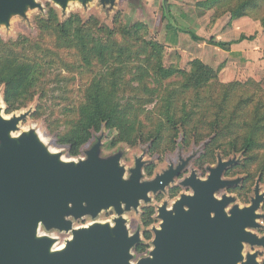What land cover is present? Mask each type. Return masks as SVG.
Here are the masks:
<instances>
[{
	"label": "rangeland",
	"instance_id": "obj_1",
	"mask_svg": "<svg viewBox=\"0 0 264 264\" xmlns=\"http://www.w3.org/2000/svg\"><path fill=\"white\" fill-rule=\"evenodd\" d=\"M35 1L42 6V9L28 7L23 14L11 15L9 24H0V41L6 44L23 39L37 42L40 40L39 19H47L51 9L57 12L60 21H65L73 15L79 16L84 22L95 18L110 30H115L117 19L125 28L142 23L148 28L145 39L155 41L164 47L165 68L190 72L193 62L197 60L210 67L217 78L212 88L201 91L200 99L194 90L189 92L181 90V83L185 81L183 75L178 74L172 80L160 83L159 87L152 78L146 81H150L151 85L146 86L136 80L134 70L132 75L127 72L126 78L134 80L120 90L118 100L123 108L133 111V114L128 113V118L138 119L140 123L137 132L133 134V141H121L118 129L111 130L104 126L100 132H92L90 141L79 149L77 155H73L72 145L63 144L60 137L65 135L77 120L78 113L75 108L83 100L84 92L88 89L98 68L95 67L93 70L80 68V63L73 52L62 51L61 57L72 63L74 68L68 71L58 70L63 66L56 65L50 69L49 74L43 79L45 80L43 97L41 90L25 107L9 112V107L3 98V89L0 88V110L3 116L6 119L26 116L19 123L18 129L12 133L13 138L19 139L29 133L40 135L51 154H58L62 161L76 163L85 159L87 152L97 140L103 138L101 157L108 158L121 153L119 164L125 170L124 180L130 178L131 170L135 168L136 160L140 158L144 163L143 182L152 181L171 168L186 163L182 177L171 186L178 185L193 173L197 178L206 180L209 175L208 169L215 167L219 159H235L237 166L234 167L231 178L247 179L253 174L255 178L250 199L254 198L255 185L259 179L260 191L264 194V176L259 170L260 165L264 163V149L256 148L254 154L258 156V161L246 167L245 163L249 156L243 146L253 125L260 122L258 117H262L254 115L259 103L262 107L258 113L264 114V26L262 24L264 8L257 14L233 19L230 13L217 17L215 10L206 11L198 8L197 0H139L137 4H132L131 0H116L113 6L110 3L102 4L101 0H92L85 6L72 0L66 9L51 0ZM169 23L173 27L172 30L168 27ZM182 29L192 31L202 40L195 41ZM243 35L255 36V39L233 45L229 51H223L210 44L212 40L236 41ZM47 46L54 49L53 41L50 40ZM26 53L29 57L36 56L29 51ZM58 74H61V77L55 78ZM150 74L154 76L152 72ZM171 81L177 84L169 87ZM231 83L245 86L235 89L236 98L242 97L244 101L247 99L251 101L245 102L243 109H235L237 105L235 100L228 111L225 109L224 114L218 106L212 105L213 101L210 100L208 102L212 106L207 111L203 97L207 98L208 91L214 92L218 103V98L222 96L221 92L224 90L222 85ZM175 89L176 91L172 92ZM168 105L169 114H167ZM202 112L206 114L203 115ZM233 112H240L239 116H233L231 114ZM260 123L264 124V121ZM235 144L238 150H235ZM201 157H205L204 168H201L204 165L201 167L197 165ZM167 193L168 190L164 193V199L160 201H156L155 196L150 195L151 203L141 202L138 209H132L122 215L126 219L129 234L133 236L138 233L141 238L140 247L143 249H136L138 244L132 250L134 264L150 257L154 249V230L160 227L159 220L145 227L143 210L149 205L162 206L164 200L171 207L174 202L166 199ZM182 194L190 196L193 195V191L185 187ZM228 195L236 197V203L240 207L247 206L241 200V196L239 198L237 194ZM260 213L264 215V203ZM118 217L113 210H107L96 218L84 217L76 221L73 228L90 227L96 223L110 224L114 227L115 219ZM40 232L41 235L46 233L44 227H41ZM257 233L264 236V228ZM49 234L56 238L54 249L66 246L73 238L72 232L51 230ZM246 251L247 253L257 251L259 260H264V248H247Z\"/></svg>",
	"mask_w": 264,
	"mask_h": 264
},
{
	"label": "water",
	"instance_id": "obj_2",
	"mask_svg": "<svg viewBox=\"0 0 264 264\" xmlns=\"http://www.w3.org/2000/svg\"><path fill=\"white\" fill-rule=\"evenodd\" d=\"M66 9L72 0H51ZM84 6L92 0H73ZM139 0H131L137 4ZM102 4L116 0H101ZM41 8L35 0H0V24L28 8ZM26 116L5 119L0 110V264H134L132 250L141 242L128 232L125 211L149 202L186 167L171 168L152 181H142L143 159L136 160L128 180L120 167L121 153L102 158V139L79 162L62 161L51 154L38 136L29 133L19 139L11 134ZM235 159H219L206 180L193 173L184 185L193 195H183L174 205L160 208V227L154 230L150 257L135 264H264V228L260 213L264 194L259 180L251 205L240 207L234 196L219 192L235 187L241 179L226 180ZM115 210V225L96 223L74 229L76 221ZM75 221V222H74ZM44 227L46 234L41 235ZM51 230L72 232L65 249L52 252L56 238ZM38 232L40 235L38 236Z\"/></svg>",
	"mask_w": 264,
	"mask_h": 264
},
{
	"label": "trees",
	"instance_id": "obj_3",
	"mask_svg": "<svg viewBox=\"0 0 264 264\" xmlns=\"http://www.w3.org/2000/svg\"><path fill=\"white\" fill-rule=\"evenodd\" d=\"M197 7L206 11L215 10L217 17L230 13L233 19H238L260 12L264 8V0H197ZM38 23L40 40L37 42L23 39L6 44L0 41V88L3 89V98L9 107V112L16 111L25 107L41 90H43L41 96H44L45 80L43 79L49 74L50 69L56 65L63 66L58 70L68 71L74 68L72 63L61 57L62 51L73 52L80 63V68L88 70L98 68V71H95V77L84 92L83 100L75 108L78 113L77 120L74 121L70 130L60 137L63 144L72 145L73 155H77L79 149L90 141L92 132H100L104 126L111 130L118 129L121 141H133V134L137 132L140 123L138 119L128 118V113L133 114V111L123 108L118 100L120 90L134 80L126 78L127 72L132 75L134 70L136 80L146 86L151 85L150 81H146L152 78L159 87L160 83L172 80L178 74L183 75L185 81L181 83V90L185 92L194 90L200 99L202 90L210 89L213 84H216L214 82L217 78L216 73L197 60L193 62L190 72L165 68L163 66L164 47L155 41L145 39L148 28L142 23L125 28L117 19L115 30H110L95 18L84 22L79 16L73 15L65 21H60L54 9L50 10L47 19H39ZM262 24L264 26V19ZM168 27L173 29L171 23ZM182 31L189 33L195 41L202 40L192 31L185 29ZM254 39L255 36L243 35L236 41L215 42L212 40L210 44L223 51H229L235 44ZM50 40L54 43V49L47 46ZM28 46H30L29 49ZM26 51L36 56L29 57ZM59 77L61 74L56 75L55 78ZM173 84L177 82L171 81L169 87ZM244 87L240 83L222 85L224 90L221 92L222 96L218 98V103L214 92L211 93L209 90L207 98L203 97L204 107L209 111L212 105H216L225 114V109L228 111L229 106L236 100L235 109H243L245 102L251 99L244 101L242 97L236 98L234 92L236 88ZM175 91L176 89L172 92ZM210 100L213 101L212 105L208 102ZM169 105L167 114H169ZM261 107L259 103L254 115L262 116L258 117V120L263 122L264 114L258 113ZM239 113L231 114L237 117ZM169 119L171 120V117ZM260 122L253 125V129L244 140V150L249 156L245 163L246 167L258 161V156L254 154L256 148L264 149V124ZM235 150H238L237 144H235ZM205 163V157H201L197 162L200 166ZM259 170L264 176V163L260 165ZM254 178L255 175L251 174L245 179V192H248L254 184ZM149 217L150 215L145 217L146 226L152 223ZM140 246L139 244L136 249L142 250Z\"/></svg>",
	"mask_w": 264,
	"mask_h": 264
},
{
	"label": "flooded vegetation",
	"instance_id": "obj_4",
	"mask_svg": "<svg viewBox=\"0 0 264 264\" xmlns=\"http://www.w3.org/2000/svg\"><path fill=\"white\" fill-rule=\"evenodd\" d=\"M224 160V159H223ZM218 162H219V160H218ZM218 162H217V164H218ZM214 164H215V162H214ZM183 165V163L182 164H180L179 166H182ZM186 165V164H185ZM198 165V164H197ZM216 165V164H215ZM179 166H177V167H173V169L174 170H176ZM198 166H200V165H198ZM217 166V165H216ZM235 166H237V163L236 164H234L233 166H231L229 169H227L226 170V172H225V174H224V178L226 179V180H233V179H235V178H231L232 177V172H233V170H234V167ZM201 167V166H200ZM205 167V165L204 166H202L201 168H204ZM211 168V167H210ZM210 168L208 169V171L210 170ZM185 171V167L181 170V172L179 173V175L177 176V177H175V179H173V181L172 182H170L166 187H165V190H162V191H160V192H158V193H156V194H154V193H152L151 195H154L155 196V199H156V201H160V200H162V199H164L163 197L165 196V192L168 190V193H167V195H166V199H168V200H171V201H173L174 203H173V205L171 206V207H169V203L167 202V201H163V204H162V206H167V210L168 211H173L174 212V205L176 204V202L178 201V200H180L181 199V197L183 196V194L181 195V193L183 192V189L186 187L185 185H184V182L182 181V182H180L178 185H174V186H171L173 183H175V181L176 180H178L179 178H181L182 177V175H183V172ZM191 177V176H190ZM245 179L243 178V179H241L240 181H239V183L235 186V187H230V188H227V189H224L223 191H220L219 192V195H220V197L221 196H223V195H225V193L228 195V194H237L238 196H239V198H240V196H241V200L243 201V203L245 204V205H251V203H252V199H250V197H249V195L252 193V187L253 186H251L250 187V190L248 191V192H245L244 190H245ZM256 185H257V183H256ZM255 185V186H256ZM171 186V187H170ZM150 199H151V197H150ZM143 203H151L152 202V199L149 201V202H145V201H142ZM162 206H159V207H156L155 205H149L148 207H145V209L143 210V215L145 216V217H147L148 215H150V219H151V221L152 222H154L155 220H158V215H160V208L162 207ZM113 212L115 213V215H119L114 209H113ZM124 212H126V213H129L130 211H125V207H124ZM88 217H91V216H88ZM92 218V217H91ZM80 220H82V219H80ZM116 220V219H115ZM79 221V220H78ZM75 222V221H74ZM145 222V221H144ZM144 225H145V227H148V226H146V224L144 223ZM151 225V224H150ZM145 234V233H144Z\"/></svg>",
	"mask_w": 264,
	"mask_h": 264
},
{
	"label": "bare ground",
	"instance_id": "obj_5",
	"mask_svg": "<svg viewBox=\"0 0 264 264\" xmlns=\"http://www.w3.org/2000/svg\"><path fill=\"white\" fill-rule=\"evenodd\" d=\"M72 3V2H71ZM70 5V4H69ZM3 103V102H2ZM3 106V105H2ZM5 119H6V117L5 116H3ZM9 117V116H8ZM10 119V118H9ZM24 131H26V129L24 130ZM28 131V130H27ZM12 135V134H11ZM40 136V135H39ZM38 136V139H39V141L43 144V145H45V140L44 139H42L41 137H39ZM15 137V136H14ZM53 150V149H52ZM54 151V150H53ZM50 152V151H49ZM55 152V151H54ZM51 153V152H50ZM57 153V152H56ZM63 157V156H62ZM64 158V157H63ZM66 158V157H65ZM64 158V159H65ZM46 234V233H45ZM40 235V233L38 232V236ZM59 245V244H58ZM57 245V246H58ZM63 249H65V246H63V247H60V248H58V249H54V248H52L51 249V251L52 252H60V251H63Z\"/></svg>",
	"mask_w": 264,
	"mask_h": 264
},
{
	"label": "crops",
	"instance_id": "obj_6",
	"mask_svg": "<svg viewBox=\"0 0 264 264\" xmlns=\"http://www.w3.org/2000/svg\"><path fill=\"white\" fill-rule=\"evenodd\" d=\"M245 42V41H244ZM235 45H238V44H235Z\"/></svg>",
	"mask_w": 264,
	"mask_h": 264
}]
</instances>
